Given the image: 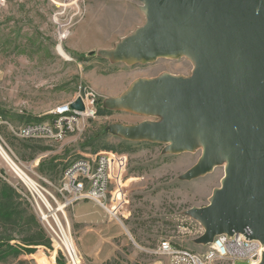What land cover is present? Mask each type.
Wrapping results in <instances>:
<instances>
[{
    "label": "rangeland",
    "instance_id": "rangeland-1",
    "mask_svg": "<svg viewBox=\"0 0 264 264\" xmlns=\"http://www.w3.org/2000/svg\"><path fill=\"white\" fill-rule=\"evenodd\" d=\"M62 1L0 0V145L42 183L41 177L58 183L69 164L83 154L126 155L121 183L115 181L110 190V211L92 201L75 203L66 211L80 264H166L155 253L165 238L205 252L208 244L198 242L204 227L189 211L211 202L227 176V163L203 176L184 178L203 149L172 153L167 143L129 140L116 125L165 118L117 110L110 104L139 79H192L194 64L186 57L127 64L99 54L146 26L140 0H85L77 16L70 9L61 15L63 8L55 2ZM71 17V34L64 39L61 55L56 49L58 21L67 23ZM89 92L97 99L98 113L80 120L65 139L21 136L25 125L50 122L55 108ZM6 249L0 264H72L38 218L21 178L0 154V251Z\"/></svg>",
    "mask_w": 264,
    "mask_h": 264
},
{
    "label": "water",
    "instance_id": "water-1",
    "mask_svg": "<svg viewBox=\"0 0 264 264\" xmlns=\"http://www.w3.org/2000/svg\"><path fill=\"white\" fill-rule=\"evenodd\" d=\"M140 1L146 26L99 54L127 64L186 57L194 76L135 81L111 107L165 121L115 128L129 140L167 143L172 153L203 147L186 179L228 160L211 202L189 211L204 227L198 242L245 233L264 245V0ZM71 107L85 108L81 98Z\"/></svg>",
    "mask_w": 264,
    "mask_h": 264
},
{
    "label": "built area",
    "instance_id": "built-area-1",
    "mask_svg": "<svg viewBox=\"0 0 264 264\" xmlns=\"http://www.w3.org/2000/svg\"><path fill=\"white\" fill-rule=\"evenodd\" d=\"M84 1L65 0L62 1L63 3L55 2V4L59 8H63L60 11L61 15L66 16L70 9L74 12L71 15L77 16L82 12L81 2ZM72 19L73 17L67 23L58 21L59 36L56 49L61 55L64 52V39L66 40L71 34ZM78 98L83 101L85 107L83 111L75 110L71 105L55 108L54 110H62V117L53 118L50 122L25 125L21 136L27 139L45 138L61 141V136L75 131V126H79L80 120L94 118L98 113L97 99L94 93L78 95L72 102ZM12 162L14 166L11 167L18 175L15 170L17 163L14 160ZM126 166V155L104 151L95 155L83 154V157L72 161L56 184L46 178L43 179V177L41 180L44 183L29 178L25 171L23 176L27 178V181L26 178L18 175L27 189L28 199L38 218L52 233L63 254L70 259V263L75 264L76 254L73 256L67 245L71 238L75 243L66 216L67 209L75 203L92 201L110 211L109 198L112 203L114 200L110 197V190L115 181L121 183L120 179L124 175ZM262 252H264L263 243L247 238L245 233L218 235L208 244L205 252H195L178 246L167 238L160 241L155 251L160 258L167 261L166 264H237L238 261L256 264L260 260Z\"/></svg>",
    "mask_w": 264,
    "mask_h": 264
},
{
    "label": "bare ground",
    "instance_id": "bare-ground-1",
    "mask_svg": "<svg viewBox=\"0 0 264 264\" xmlns=\"http://www.w3.org/2000/svg\"><path fill=\"white\" fill-rule=\"evenodd\" d=\"M67 105H71V102L70 103H66L64 105H61L58 108H63L65 106H67ZM53 115H54V118H60V117H62V110H54L53 111ZM66 137H67V135L61 136V140L65 139ZM199 148H202L203 149V147H199ZM0 154L4 157V159L8 163H10L9 164L10 166H12V167L14 166L11 157L6 153V151L2 148L1 145H0ZM226 163H229V161L226 160ZM15 170L18 172V175L22 176L24 179L26 178V177L23 176V172L24 171L17 164H15ZM27 177L31 178L28 174H27ZM25 180L27 181V178ZM74 244L75 243L73 242V239L71 238V241L69 240V242H68L67 245L69 247V250H70L71 254L73 256L76 254L75 264H80L81 263L80 262V257L78 255L77 250L74 247ZM263 260H264V252L261 253L260 260L256 264H260Z\"/></svg>",
    "mask_w": 264,
    "mask_h": 264
},
{
    "label": "trees",
    "instance_id": "trees-1",
    "mask_svg": "<svg viewBox=\"0 0 264 264\" xmlns=\"http://www.w3.org/2000/svg\"><path fill=\"white\" fill-rule=\"evenodd\" d=\"M38 120H40V119H38ZM24 248H26V249H29V247H24ZM7 249L6 250H2V251H0V255L3 257V255H5V254H1V253H6L7 254Z\"/></svg>",
    "mask_w": 264,
    "mask_h": 264
},
{
    "label": "crops",
    "instance_id": "crops-1",
    "mask_svg": "<svg viewBox=\"0 0 264 264\" xmlns=\"http://www.w3.org/2000/svg\"><path fill=\"white\" fill-rule=\"evenodd\" d=\"M81 207V206H80ZM79 207V208H80ZM114 215H115V213H114ZM102 242H104L103 240L101 241V243H100V245H102ZM77 249V248H76ZM78 251V250H77ZM98 251V249H96V250H94V252L96 253Z\"/></svg>",
    "mask_w": 264,
    "mask_h": 264
}]
</instances>
